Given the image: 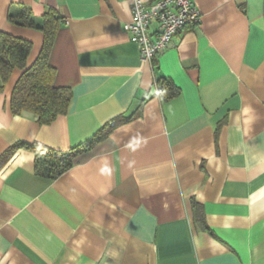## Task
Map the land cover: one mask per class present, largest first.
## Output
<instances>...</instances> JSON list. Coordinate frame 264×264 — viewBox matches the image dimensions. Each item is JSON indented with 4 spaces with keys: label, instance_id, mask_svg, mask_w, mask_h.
Masks as SVG:
<instances>
[{
    "label": "crops",
    "instance_id": "obj_1",
    "mask_svg": "<svg viewBox=\"0 0 264 264\" xmlns=\"http://www.w3.org/2000/svg\"><path fill=\"white\" fill-rule=\"evenodd\" d=\"M133 1L0 0V32L32 43L28 64L42 36L8 11L65 20L48 62L72 93L50 125L14 116V70L0 158L18 143L76 151L138 111L54 180L28 151L0 160V264H264V0H195L199 23L151 63L123 29ZM159 78L179 95L159 99Z\"/></svg>",
    "mask_w": 264,
    "mask_h": 264
},
{
    "label": "trees",
    "instance_id": "obj_2",
    "mask_svg": "<svg viewBox=\"0 0 264 264\" xmlns=\"http://www.w3.org/2000/svg\"><path fill=\"white\" fill-rule=\"evenodd\" d=\"M7 22L15 27L39 32L42 43L37 56L28 64L32 43L0 32V91L4 89L13 71L19 70L20 76L12 88L8 102L11 114H29L39 125H50L67 113L72 98L69 88L54 86L55 70L48 62L57 32L65 25V20L53 10H47L42 16L36 17L29 8L19 6L8 11ZM155 87L156 95L162 101H169L179 95V89L169 79H156ZM137 114L138 111L132 116L121 117L111 127H104L76 151L56 152L36 143H18L10 147L0 160L5 161L16 150L28 151L34 156L35 174L54 180L72 167L73 159L79 152L92 149L107 139L115 127L129 122ZM192 210L195 217H198L201 208L194 202Z\"/></svg>",
    "mask_w": 264,
    "mask_h": 264
},
{
    "label": "built area",
    "instance_id": "obj_3",
    "mask_svg": "<svg viewBox=\"0 0 264 264\" xmlns=\"http://www.w3.org/2000/svg\"><path fill=\"white\" fill-rule=\"evenodd\" d=\"M130 13L131 20L123 29L146 63L172 47L176 37L200 21L195 0H156L151 4L134 0Z\"/></svg>",
    "mask_w": 264,
    "mask_h": 264
}]
</instances>
